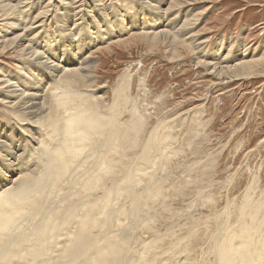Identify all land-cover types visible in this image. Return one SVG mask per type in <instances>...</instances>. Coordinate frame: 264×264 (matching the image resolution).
Returning a JSON list of instances; mask_svg holds the SVG:
<instances>
[{
	"label": "rangeland",
	"instance_id": "obj_1",
	"mask_svg": "<svg viewBox=\"0 0 264 264\" xmlns=\"http://www.w3.org/2000/svg\"><path fill=\"white\" fill-rule=\"evenodd\" d=\"M59 1L60 0H47L46 2V0H43V2L47 3L46 7L53 6L54 4L59 3ZM74 1L76 0H73V2ZM123 1L125 3L120 0V4L122 2V7L130 6L128 0ZM108 2L110 3V0H102L103 5ZM182 2H179L182 7L170 11L168 15L175 14L177 12L183 13L186 10L188 11V18L193 19V21L195 20V22L192 23L191 26H188V28L191 29L190 31H192L193 35L195 34L194 36L198 40V43L200 45L203 44L200 46L199 52L197 54L194 53L192 51L193 49L186 45L189 43H186V41L182 38L177 40V45L175 44L172 47V50H170V47L166 48V45H162V42L160 41H156L154 45H150L147 42V39L145 41L144 38L142 39L136 35L133 30L132 32L124 33L122 39L118 40L121 41V43L116 42L115 40L110 43L111 45H101L102 47L91 50L92 52H90L91 54L89 56V60L93 64L90 72L91 87L83 89L84 91L82 94L84 93V96H86L84 99L85 101H90L91 99L92 105L94 103L93 107L98 103L104 114L107 113L106 115H109L110 117L114 115V121L117 129H114L111 126V128H108L109 125L107 128H102L103 130L101 129L99 131L101 132V135L99 134L101 137L97 136V138H99L98 145H96L97 141H94L92 148H90L91 139L87 140L89 143L86 141L88 147L84 148L83 151L85 152H82L81 154L85 157L82 161L83 164L82 162L80 164L76 163L73 168L70 169V176H67L70 177V179H61L62 181L53 183L50 180L51 175H47L45 179L49 177V180L46 179L48 182L44 181V184H40L39 182L42 180L35 181L36 179H34V177L39 175V171H36V176H34L30 175L35 170L34 168L28 169L25 165L23 166L25 168L22 167L23 173L19 175L20 179L16 182L15 188H17L18 191L23 190L26 186H29L31 183L30 181H33V183H31L28 187L29 190L30 187L33 184H37V182L41 185L42 193L45 190L47 191V189H50L51 192L45 191L43 193H47L44 198L42 196L43 194L41 195L40 193L41 191H38L41 197L35 194L32 195L29 191L27 199L30 198L31 195L34 199L38 197L36 199L37 201L39 197L41 199L43 198L40 204L44 206L46 205L47 208L50 207L48 210H50V214L52 213L51 216H56L55 221H57L56 219L58 218L61 219L59 222L57 221L59 224L56 223L54 226L59 228L58 232L60 234V239H63H61L62 241H60V244L62 242L63 244H58L56 249L53 247L55 249L54 255L52 254L53 251L50 253L51 251L48 249L49 247L44 246L45 249L43 250L46 251L48 249L49 251L47 250V252L50 253V256L47 252H42V250L40 253H42V256H45V259L47 258L45 261L43 257V261L45 262L42 264H52V260L55 259V257L57 258L54 264H63L64 261H61V259L65 257V255H63L65 248L69 246L68 251H74V239L77 238L75 232L78 231L76 226L78 222L77 220L80 217L83 218L87 216L89 210L93 211L94 207L93 205L90 207V205L97 202L93 196L98 197V199H96L100 202V210L102 211L103 208L105 210L98 213V218H100L99 224L94 225L97 227L98 232L95 234L101 236V246L99 242L96 243L97 245L94 244L93 247H91V245L90 247L92 253L89 247L84 258L71 259L68 264H101V262L95 263L92 261V257L93 259L101 258L102 260L107 258L108 264H116V262L120 261V259L122 260L120 261L122 264H155L156 262V264H184L182 262L187 259L188 264H205L206 262V264H212L215 261L214 254L216 253V249L214 246L216 245L215 242H217L213 237L217 234H221L220 241L223 242L229 235L224 231H222L224 234L220 233V230L217 228L220 222H222V219L225 218V214H230L229 219L231 220L228 221L232 227H238V223L241 225V222H244L245 216L247 218L245 220L247 227L251 230L253 229V224L250 223L252 222V219L248 216H250L254 210L255 212H253V214L257 212L259 209L258 201L262 200L264 197V65L258 69L257 74L254 75V77H251V79L246 78L247 80L242 79L237 81L230 76H225V78H222V81V79H217L214 74H210L211 70H208V67H205V63L213 59L212 56L216 55L215 50L220 48L222 44V53L225 54L232 46V54L227 60V62L231 61L232 65L235 62L231 60L232 57H234V53L237 50L241 52L243 48H249L251 46L249 49L255 50L257 56L264 55V0H183ZM60 5L61 3L58 8ZM80 5L81 4L78 6ZM38 8L39 11L36 10L33 12V15L31 16L32 20L30 19V21L35 20V15L39 14L40 10L42 11L40 5ZM165 9H167V6ZM52 17L53 16L48 17L49 20L47 19L48 23L44 26L45 28L43 27L44 29L48 28V26H52L53 19H56L57 15L53 18ZM1 24L2 22L0 20V25ZM48 30L50 31V29ZM40 32L42 33L43 30ZM41 33H39L40 35L38 34L35 38L31 37L33 38L32 44L34 42V49L36 48L35 50L40 52L42 51L44 39L40 42V44L35 39L44 37ZM54 36L57 37V34H54ZM54 36L47 35V38L53 43V45L55 44ZM16 57L17 53L13 51H9L8 54L7 52L3 53L0 51V81H3V75L6 74L7 78V75L10 76L11 74H14L18 68L17 65L23 62L19 61L18 57ZM249 59L250 58L246 60ZM197 62L200 63L196 65ZM201 63L204 65L202 66ZM219 67H223V65L220 64ZM1 83L2 82H0V88ZM14 84H16V82H13V85ZM92 85L94 88H100V92H95V95H92L94 92ZM89 90L92 92H88ZM46 94L49 95V92L46 91L43 96H46ZM5 111V106H3V103L0 102V126L7 125L5 128H9L10 125L15 126L13 117ZM85 113L86 115L92 114L89 111H85ZM134 123L137 124V127ZM118 124L119 127L117 126ZM122 124H124V126ZM123 128L125 129L126 134L127 132L129 133V139L125 138H128V135L124 136L126 134ZM129 128L131 131L126 130ZM152 128L154 130L156 128V130L154 131ZM139 129H141L140 132ZM118 133L120 135H118ZM114 134H116V137ZM81 135H83L82 132ZM113 138L114 140H112ZM115 139L116 142H114ZM111 140L113 142L111 144L116 145V147L118 146L117 148L109 143ZM124 140H126L125 142L127 146ZM106 141L110 145H100L102 142L104 143ZM132 145L135 148H130ZM120 146L122 147L121 149H119ZM128 146L129 148H126ZM124 147L128 149V151H124ZM122 151H124V154L126 153L125 158L123 157L124 154ZM29 153V151H25L24 154H22V158L28 157L30 155ZM91 153L95 154L92 155ZM106 153H109L108 155L110 156L106 155ZM112 155L115 160L112 159ZM97 156L98 159L96 158ZM107 157L109 158L107 159ZM43 164L44 163L42 161V165ZM40 165L41 164L38 163V168L42 173L45 171V166L43 165L42 167V165ZM94 165L95 167H93ZM89 166L92 168L88 169L87 167ZM108 166L110 167L108 168ZM104 170L108 172L105 173ZM24 171L27 173H24ZM94 172H96V174ZM108 173L109 175H112L108 177ZM27 174L30 175V177ZM93 174H95V176ZM76 175L78 176L77 179L80 180L82 178V180H76ZM27 176L30 179H28ZM80 176L82 177L80 178ZM105 178H107V180ZM112 178L113 180L111 181L110 179ZM87 179H90L89 181L91 184H89ZM83 180H87L88 183ZM104 180L109 182V185ZM74 181L77 182L74 183ZM49 182L52 183L51 188V183L49 184ZM94 182H104L102 185L101 183L99 184V186L101 185L100 189L101 187L102 189L98 190V188H91ZM56 183L60 184L57 185ZM71 183L76 184L77 187L76 185L72 186ZM18 184L20 185L18 186ZM45 184H48L47 187ZM53 184H55V186H53ZM186 185L190 186L187 187ZM78 187L86 189L87 194H84L85 190L82 188L79 189ZM109 187L112 190L109 189ZM115 188H117V190H115ZM73 189L76 190L74 191ZM66 190L69 191V196L67 195ZM72 190L73 199L76 200L78 198L80 200L79 202L74 201L72 197L70 198ZM77 192L78 196L76 195ZM88 192L89 194L91 193L92 198H90V195L88 196ZM106 192H110V195L108 194L109 198L106 197ZM112 192H114V194ZM0 193H2L1 190ZM56 193H58L59 199L58 197H55ZM63 193L65 194L63 195ZM80 193L84 196L81 197L82 195H80L79 197ZM47 195L49 196V200H44L48 199ZM74 196L77 198H74ZM87 196L89 197L87 198L88 201L85 199L84 201L82 198ZM106 198L110 200L108 201ZM60 199L61 201L59 202L58 200ZM81 199L84 201L83 206L81 205L82 203H80L82 202ZM89 199L91 200V203L89 202ZM101 200L104 202L102 203ZM106 200L107 203L109 202V205L106 204ZM29 201L31 202V200ZM71 201L72 204L75 203L74 206L71 204ZM36 202H33L31 205L34 206ZM77 203L79 204L77 205ZM40 204L38 203L37 205L41 206ZM249 204L253 207L251 210L249 209ZM31 205L29 206L31 207ZM88 206L90 207L89 209L87 208ZM107 211L111 212L107 213ZM223 212H225V214ZM27 213L28 211L26 210V215H29L25 217L30 220L26 218H24V220L26 219L29 223L27 222L26 224L24 221L19 219V221H21L19 223V230H21V232L23 231V233L27 231L26 234H23V238L25 235V238L28 239L32 236L28 237L30 235L29 233H33L30 232L32 227L36 228V226L32 225L34 222L31 223V213ZM244 213L249 215L246 216ZM113 214L115 216H112V218L111 215ZM216 214L217 216L220 214V216L217 217ZM30 215L31 217H29ZM109 216L112 219L109 218ZM167 217L168 219H165ZM66 218L67 220H70L71 223L67 222V224H64L63 222H66ZM102 224L103 226H101ZM197 224L199 226H197ZM230 224L228 226H230ZM248 224L251 227L248 226ZM160 225L162 226L160 227ZM186 225L187 227H185V229L184 226ZM179 226H183L182 229H185L184 232L183 230H179L181 229ZM213 227L215 228L214 230L212 229ZM16 228L15 230L18 231V227ZM167 228L170 230H167ZM192 228H195V232L197 231L195 233L196 235L194 234ZM201 230L203 232H201ZM60 231L61 233L67 231L62 234H68V237L61 236ZM170 231L175 232L170 233ZM191 231H193L192 235L197 236V238L194 237L192 239L193 236L191 235ZM167 233L168 236H166ZM178 233L179 235L181 233V235L179 236ZM188 235H190L191 238L189 239L191 241L186 239L188 238ZM173 236H175V239ZM184 236L187 242L183 238ZM71 237L73 238L71 239L72 241L70 240ZM180 238H183V242L180 243L178 251L177 247H172V242L178 243ZM155 239H162V242L158 241L159 243H156L155 241L157 240ZM107 244L113 246L114 249L108 248L106 246ZM149 244L152 246H148ZM223 244L224 243H221L220 246H223ZM70 246H72L71 248L73 249H71ZM97 246H100V248H96ZM181 246L183 249H185L184 246L188 248L182 250ZM61 247H64V249H59ZM102 247H106V250H110L104 252ZM122 247L126 249V251L131 250V252H134L131 254L130 252H125V254L121 249ZM170 248H172V250H170ZM97 249L102 250L105 256L103 254L100 255L102 253L100 250L99 253H97ZM174 249L176 250L174 251ZM60 250H62V253H60ZM89 252L93 255L91 256ZM107 252L111 256H109ZM211 253L213 255H211ZM47 255L49 257H46ZM51 255L53 256L52 259H50V257H52ZM89 255L91 257H89ZM82 261L84 262L82 263ZM167 261L171 263H168ZM187 262H185V264H187ZM64 264L66 263L64 262Z\"/></svg>",
	"mask_w": 264,
	"mask_h": 264
},
{
	"label": "bare ground",
	"instance_id": "obj_2",
	"mask_svg": "<svg viewBox=\"0 0 264 264\" xmlns=\"http://www.w3.org/2000/svg\"><path fill=\"white\" fill-rule=\"evenodd\" d=\"M128 1H129L130 6L122 7V2H124L123 0H122L121 4H120V0H110V3L108 2L105 5L102 4V0H83V1L76 0L74 2H73V0H60L59 3L54 4L53 6L46 7L47 3L43 2V0H37V1H34V0H0V20L2 22V24L0 25V51L3 53L7 52V54L9 51H13V52L17 53V57H18L19 61H23L17 65L18 68L14 74H11L10 76L7 75V78H6V74H5V75H3V78H4L3 81H0V82H2L1 88H0V91H1L0 92V95H1L0 96V98H1L0 102H2L3 106H5V110H6L5 112L9 113L13 117V121H15V126L10 125L9 128H5L7 125L0 126V190L2 191V193H0V264H42L47 259V258L45 259V256H42V253H40L43 249H45L44 246L49 247L48 249H50V251H51L50 253H52V251H53L52 254L53 255L55 254V249L58 247L57 245L60 244V241H62L63 239L62 238H61L62 240L60 239V234L58 232L59 228L54 226V224H56V223L59 224L58 222L61 219L58 218L59 220L56 219L58 222L55 221L56 216L55 215H54V217L51 216L52 213L50 214V210H48V208H50V207L47 208L46 205L44 206V205L40 204L42 199L44 197H46L45 195L47 194V193L43 194L46 190L42 193L40 184H44V181L45 182L47 181L46 179L49 178V177H47L45 179V177L47 175H51L50 180L53 183L54 182H60L64 179H66V180L70 179V177H67L70 174V172H69L70 169L73 168V166L76 163L80 164L85 159V157L82 156L81 154H82V152L83 153L85 152V151H83V149L88 147V144L86 143V141L91 139L90 140L91 147L90 146L89 147L92 148V144L94 143V141H97V143L96 142L95 143H96V145H98V141H99L98 139L99 138H97V136L99 137L101 135L100 134L101 132H99V131L102 128H107V126L109 125L108 128L111 126L112 128L117 129V127L115 125V121H114V115L112 117H110L109 115H106L107 113L104 114L103 111H101L98 103L93 107L94 103L92 105L91 99H90V101H85L84 99L86 96H84V93L82 94V92L84 91L83 89H86L87 87L88 88L91 87L90 86V84H91V82H90L91 73L90 72L92 70V65H93L92 62L89 60L90 59L89 56L91 54L90 52H92L91 50H94L95 48H98V47H102L103 45L105 46L107 44H110L115 40H116V42L121 43V41H118V40L122 39V37L124 36V33L132 32V30L135 31L134 33L136 35H138L142 39L144 38L145 41L147 39V42L150 45H154L156 43V41H160V42H162V45H164V46L166 45V48L170 47L171 48L170 50H172V47L176 44L177 40H180L179 38H182L186 41V43H189V44H186V43L185 44L188 47L192 48L193 49L192 51L196 54L199 52L200 46L203 45V44L200 45L198 43V40L194 36L195 34L193 35L192 31H190L191 29L188 28V26H191V24L194 23L195 20L193 21V19L188 18V11L187 10L183 13L177 12L175 14L168 15V13L170 11L175 10V9H179L180 7H182V6H180L181 4H179V2H182L183 0H128ZM46 2H47V0H46ZM60 3H61V5L58 8ZM79 4H81V5L78 6ZM182 4H183V2H182ZM39 5H40V8L42 9V11L40 10L39 14L35 15L36 16L35 20L30 21L31 16L33 15V12H35L36 10L39 11V8H38ZM166 6H167V9H165ZM134 7H136V8H134ZM25 8H26V10H25ZM49 8H50V10H49ZM55 15H57V18L53 19L52 26H48V28L44 29L45 28L44 26L48 23V21H47V19L49 20L48 17H50V16L54 17ZM52 18H51V21H52ZM49 23H50V21H49ZM48 29H50V31ZM41 30H43L42 33L40 32ZM39 33L43 34L44 37L36 38L35 40H37L40 44V42L44 39L41 52L38 50L36 51L35 50L36 48L34 49V46H33L34 42L32 44L33 38H31V37H34V38L37 37V35ZM54 34H57L58 38L55 37ZM47 35L48 36H52V35L54 36V43H55L54 45L47 38ZM46 39H47V43H46ZM178 43H179V41H178ZM230 46H229V48H230ZM222 48H223V44L220 46V48H217L215 50L216 55L212 56L213 59L211 61L205 63V65H206L205 67L206 68L208 67L207 69L211 70L210 74H214V76L219 80L222 78H225V76H228V77L230 76L231 78H234V80H237V81L238 80L240 81V80L246 79V78L251 79V77H254V75L257 74L258 69L264 65V55L257 56L256 51L249 49V48H243L241 50V52L237 50L234 53V57H232V59H231L232 61H235L234 64L232 65L231 61L227 62V60L230 58V55L232 54V51H231L232 46H231L230 50L227 51L226 54L222 53ZM176 50H177V48H176ZM87 57H89V58H87ZM248 58H250V59L246 60ZM199 63L200 62H197L196 65H198ZM220 64H222L223 67H219ZM201 65H202V63H201ZM222 81H223V79H222ZM13 82H16V84L13 85ZM92 89L94 91L92 93V95L93 94L95 95V92H98V93L100 92L99 91L100 88H94V86H93ZM78 90H80V91H78ZM46 91L49 92V95L46 94V96H43ZM88 92L91 93L92 91L89 90ZM2 100H4V101H2ZM85 111L86 112L89 111L92 114L89 113L90 115H86ZM112 114H114V113H112ZM122 125L124 126V124H122ZM135 125L137 127V124H135ZM117 126L119 127V124ZM123 126H121V127H123ZM125 128H128V127H125ZM130 128L126 129V130L131 131ZM119 129H121V128H119ZM106 130H108V129H106ZM140 130L141 129H139V132H140ZM155 130H156V128H155ZM124 131H125V129H124ZM81 132L83 133V135H81ZM104 132H107V131H104ZM125 134H126V131H125ZM114 135L116 137V134H114ZM118 135H120V134L118 133ZM127 135H128V138L127 137H125V138L129 139V133L128 132L124 136H127ZM114 138L112 140H114ZM118 138H119V136H118ZM110 139H111V137H110ZM122 139H124V138H122ZM112 140L109 142L110 144L113 143ZM125 141L126 140H124V142ZM127 141H130V140H127ZM132 141L134 142L133 139H132ZM114 142H116V139ZM109 143L106 141L104 143L102 142L100 145L102 146L103 144L105 145V144H109ZM125 144H126V142H125ZM128 144L130 145L129 142H128ZM112 146L116 147V145H114V144ZM126 146H127V144H126ZM131 147L133 148L134 146L132 145V146H130V148ZM110 148H111V146H110ZM121 148L122 147L120 146L119 149H121ZM126 148H129V146ZM126 148L124 149V151L125 150L128 151V149H126ZM134 150H136V149H134ZM25 151H29L30 155L28 157L22 158L23 157L22 154H24ZM111 151H112V149H111ZM124 151H122V153ZM89 152H87V153H89ZM95 153H97V152H95ZM95 153H91V154L93 155ZM109 153H106V155H108ZM122 153H121V157H122ZM125 154L123 156L124 158H125ZM110 155H111V153H110ZM110 155H108V156H110ZM134 156H135V154H134ZM96 158L98 159V156ZM103 158H105V157H103ZM108 158L109 157H107V159ZM101 159H102V157H101ZM107 159H106V161H107ZM112 159H114L113 155H112ZM117 159H118V156H117ZM132 160H131V162H132ZM42 161L44 163L43 165L45 166V171L41 173V171L38 168V163L42 165ZM82 164H83V162H82ZM24 165L28 169L29 168L35 169L34 171L32 170L33 172L31 171L32 173L30 175L36 176L35 175L36 171H39L38 172L39 175L37 174L38 175L37 177H34V176L33 177H34V179H36L35 181H39V180H42V181L39 182L40 184H38V182H37V184H33L30 187V190L28 189V187L31 185V183H33V181H30L31 182L30 184L28 181L29 186L28 187L26 186L23 190L18 191L17 188H15V185H16V182L20 179L19 175H21L23 173L22 167ZM43 165H42V167H43ZM77 166H79V165H77ZM82 166H85V165H82ZM128 166H129V164H128ZM130 166H132V165H130ZM93 167H95V165ZM109 167L110 166H108V168ZM23 168H25V167H23ZM79 168H81V167H79ZM87 168L89 169L92 167L89 166ZM36 169H38V170H36ZM121 169H124V168H121ZM77 171H75V172H77ZM79 171H80V169H79ZM92 171H93V169H92ZM111 171H115V170H111ZM106 172H108V171H105V173ZM24 173H27V172L24 171ZM94 173L96 174V172H94ZM95 174H93V175L95 176ZM115 174H116V172H115ZM30 175H28V176L30 177ZM105 175H107V174H105ZM108 175H109V173H108ZM110 175H112V174H110ZM110 175L108 177H110ZM28 176H27V178L30 179ZM94 176H92V177H94ZM98 176H101V175H98ZM51 177H53V178H51ZM81 177L82 176H80V178ZM77 178H78V176L76 177V180H79ZM102 178H101V180H102ZM130 178H132V177H130ZM34 179H32V180H34ZM105 179L107 180V178H105ZM74 180H75V178H74ZM80 180H82V178ZM87 180L86 181L83 180V181L87 182ZM106 180H104V181H106ZM110 180L112 181L113 178ZM51 182H49V184ZM69 182H70V180H69ZM75 182H77V181H74V183ZM130 182H131V180H130ZM74 183H71L72 186L76 185ZM81 183H83V182H81ZM100 183L101 182H98V183L94 182L92 184L93 186L91 185L92 186L91 188L94 187V189L98 188V190H101L102 187L100 189V186L102 184H104V182H102L101 185L99 186ZM107 183L109 185V182H107ZM56 184L58 185L60 183H56ZM89 184H91L90 181H89ZM19 185L20 184H18V186ZM45 185L47 187L48 184H45ZM69 185H70V183H69ZM105 185L108 186L107 184H105ZM105 185H104V187H105ZM53 186H55V184H53ZM188 186H190V185H188ZM6 187H7V189H6ZM51 187H52V183L50 184V188ZM63 187H64V185H63ZM76 187H77V185H76ZM110 187H111V185H110ZM110 187H109V189H111ZM113 187H114V185H113ZM116 187H118V186H116ZM130 187H132V186H130ZM80 188H82V187H80ZM4 189H6V190H4ZM82 189L85 190L84 194H87L86 189H84V188H82ZM104 189H106V188H104ZM67 190H66V193L68 195L69 191H67ZM73 190H72V193L70 195V198L73 195ZM115 190H117V188H115ZM115 190L113 189L114 192H115ZM29 191H30V193H32V195L35 194V195L40 196V193H41V195L43 194L42 195L43 198L41 199L40 198L41 196H40L38 201H37L36 199L38 197L35 196L36 198L34 199L31 195L30 198L27 199ZM38 191H41V192L38 193ZM47 191H50V189H47ZM80 191H82V190H80ZM99 192H101V191H99ZM107 192H106V194H107L106 197L109 198L108 194L110 192L109 193H107ZM114 192H112V193L114 194ZM52 193H51V196H52ZM56 194H55V197H58V193H56ZM64 194L65 193H63V195ZM76 195L78 196V192ZM80 195H82V194L80 193L79 197H80ZM89 195H90V198H92L91 193L89 194V192H88V196ZM102 195H104V194H102ZM51 196H50V199H51ZM59 196H61V195H59ZM66 196H64V197H66ZM83 196L84 195H82L81 197H83ZM88 196L85 198H82V199L87 200V198H89ZM75 197L76 196H74V198ZM93 197L97 201V202H94L90 205V207L93 205V207H94L93 211L89 210L87 216H85L83 218H81L80 216H77V217H80L81 219L79 218L77 220L78 222L76 221L77 225L75 224L77 226V230H78V231L76 230L77 232H75V235H77V238L74 239L75 244L73 245V246H75V249H74V251L70 250L71 251L70 252V251H68L69 246H67L65 248L64 254H63V255H65V257L61 259V261H64L66 264H68L71 261V259H82V258H84L88 248L91 245H92L91 247H93L94 244L99 242V244L101 246V241H102V240H100L101 236L95 234L97 232V227L94 226L95 224H97V225L99 224L100 218H98V213L101 211L100 210V202H99V200H97L98 199L97 196L96 197L93 196ZM47 198L48 199H44V200H49L48 195H47ZM54 199H56V198H54ZM58 199H59V197H58ZM72 199H73V197H72ZM82 199H81L82 202H80V203H82L81 205L83 206V202L85 200L83 201ZM29 200H31L32 203ZM107 200H106V204L109 205V202L107 203ZM58 201L60 202L61 199ZM62 201H64V200H62ZM74 201L79 202L80 200L77 198ZM74 201H73V203H74ZM181 201H183V200H181ZM33 202H36V204L34 206L31 205V204H33ZM89 202L91 203V200ZM103 202L104 201H102V203ZM38 203L41 206L37 205ZM61 203H63V202H61ZM258 203H259V209L257 208L258 209L257 212L255 214H253V212H255V210H254L252 212V214H250V216H248V217H251V219H252V222L249 221L250 223L253 224L252 230L249 227H247V224L245 221L247 218L245 216H244V222L242 221L241 225L238 223V225H239L238 227L237 226L232 227L228 221V220H231V219H229L230 214L227 212H226L227 214H225V212H223L225 214V218L223 217L224 219H222V222H220L219 226L217 225L218 226L217 228L220 230V233H223L222 231H224V232L228 233L229 235L227 237L224 235L226 237V239L223 236L225 239V241H223V242L220 241L221 234H217L215 237H213L214 240H216L217 242H215L216 245L214 246L216 249V253L214 254L215 261L212 264H264V197L262 200L258 201ZM71 204H72V201H71ZM78 204L79 203H77V205ZM144 204H145V202H144ZM247 204H248V202H247ZM29 205H31V207ZM72 205L74 206L75 203ZM252 206H253V204H252ZM90 207L88 206L87 208L89 209ZM196 207H197V205H196ZM246 207H247V205H246ZM249 207H250L249 208L250 210L253 208L250 206V204H249ZM26 210L28 211V213H31V215H32L31 223L34 222L32 225L36 226V228H33L31 225L32 229L30 232H33V233L32 234L29 233L30 235L28 236V237H30L32 235L30 237L31 239L25 238V235L23 238V234H26L27 231L25 233H23V231L21 232V230H19V228H20L19 223L21 221H24L26 224H27V222L29 223V221L26 220V219H28L26 217L29 215L28 213H27L28 215H26ZM79 210H80V208H79ZM79 210H77V211H79ZM103 210H104V208H103ZM109 210H112V209H109ZM85 212H87V211H85ZM110 212L107 211V213H110ZM103 214H104V212H103ZM31 215L29 217H31ZM218 215L220 216V214H218ZM245 215L247 216L249 214H245ZM103 216H105V215H103ZM112 216H115V215L113 214V215H111V217ZM216 216H217V214H216ZM219 216H217V217H219ZM111 217L109 216V218H111ZM186 217H187V215H186ZM24 218H26L25 219L26 221L24 220ZM206 218L209 219L208 217H206ZM19 219L21 221H19ZM165 219H168V217ZM242 219H243V217H242ZM28 220H30V219H28ZM188 220H189V218H188ZM135 221H136V218H135ZM209 221H206V222H209ZM67 222L71 223V221L67 220V218H66V222H63V223L67 224ZM165 222H167V221H165ZM107 224H108V222H107ZM174 224H171V225H174ZM184 224H187V223H184ZM199 224H200V222H199ZM229 224H230V226H228ZM249 224H248V226L251 225V224L250 225ZM162 225H160V227ZM101 226H103V224ZM197 226H199V225L197 224ZM16 227H18V231L15 230ZM163 227H164V225H163ZM172 227H174V226H172ZM185 227H187V225L184 226V228ZM214 227L212 228L213 230L215 229ZM110 228H112V227H110ZM180 228L181 229H179V230H183L182 229L183 226ZM195 228H192L193 231ZM167 230H170V229L167 228ZM174 230H175V228H174ZM184 230H183V232H184ZM68 231H70V230H68ZM172 231H170V233ZM193 231H191V235L193 234L192 233ZM64 232H67V231H64ZM64 232H62V233H64ZM174 232H172V233H174ZM185 232H188V231H185ZM196 232L194 231V234ZM201 232H203V231L201 230ZM205 232H206V230H205ZM60 233H61V231H60ZM62 233H61V236H64V237L67 236L68 237V234L66 235V234H62ZM217 233H219V232H217ZM71 234H73V233H71ZM188 234H190V233H188ZM153 235H155V234H153ZM170 235H172V234H170ZM178 235H179V233H178ZM180 235H181V233H180ZM182 235H183V233H182ZM197 235H199V234H197ZM71 236H73V235H71ZM166 236H168V233L166 234ZM177 236H176V238H177ZM192 236H193L192 239L194 237L197 238V236H194V235H192ZM173 237L175 239V236H173ZM183 238L185 239V236ZM183 238L182 239L180 238V240H178L179 242L176 241L178 243L172 242V244H173L172 247H177V249H178L180 247L179 246L180 243L183 242ZM189 238H191L190 235H188V238H186V239H189ZM71 239H73V238L71 237L70 240ZM64 240H65V238H64ZM155 240H157V239H155ZM166 240H168V239H166ZM152 241H154V240H152ZM158 241L162 242V239H158L155 242L157 243ZM189 241H191V240L189 239ZM186 242H187V240H186ZM221 243H224L223 246H220ZM62 244H63V242L60 245H62ZM128 245H130V244H128ZM189 245H190V243H189ZM100 246L99 247L97 246L96 248H100ZM106 246L108 248H113V246H111L110 244H107ZM148 246H152V245L149 244ZM53 247H55V249ZM71 247L72 246H70V248ZM91 247H90V250H91ZM103 247H102V250H104V252L110 250V249L106 250L105 249L106 247L105 248H103ZM184 247H185V249L188 248V247L186 248V246H184ZM143 248H144V246H143ZM148 248H150V247H148ZM59 249L63 250L64 247L63 248L61 247ZM71 249H73V248H71ZM121 249L124 253L130 252V254H131L134 252L133 250H132L133 252H131V250L126 251V249H124L123 247ZM185 249H183V247H182V250H185ZM47 250L46 251L43 250L42 252L45 253V252H47ZM62 250H60V253H62L61 252ZM99 250H98V252L97 251L96 252L99 253ZM102 250H100V252H102L100 255H102L104 253ZM170 250H172V248H170ZM175 250L176 249H174V251ZM178 251H179V249H178ZM50 253H48V255ZM91 253H92V250H91ZM91 253L89 252V254L92 256L93 254H91ZM202 253H203V251H202ZM212 253H214V252H212ZM212 253H211V255H213ZM107 254H109V253L107 252ZM48 255L46 257L50 256V255L49 256ZM61 255H60V257H61ZM90 255H89V257H91ZM103 255L105 256V254H103ZM55 256H57V255H55ZM109 256H111V255L109 254ZM43 257H44L45 261H43L44 260ZM97 257H99V256H97ZM100 257H103V256H100ZM52 258H53V256L50 257V259H52ZM56 258L57 257H55V259L52 260V264H54V262H56L55 261ZM132 259H133V257H132ZM89 260H90V258H89ZM91 260L94 261L95 263L101 262V264H108L107 258L102 260L101 258L100 259H93V257H92ZM113 260H114V258H113ZM120 261H122V260L120 259ZM120 261L116 262V264H122V262H120ZM179 261H180V259H179ZM187 261H188V259L182 263L185 264V262H187ZM207 261H208V259H207ZM64 262H63V264H64ZM83 262L84 261H82V263ZM57 263H60V262H57ZM168 263H171V262H168ZM137 264H140V263H137ZM149 264H151V263H149ZM187 264H188V262H187Z\"/></svg>",
	"mask_w": 264,
	"mask_h": 264
}]
</instances>
